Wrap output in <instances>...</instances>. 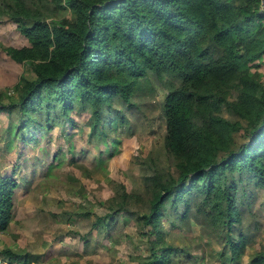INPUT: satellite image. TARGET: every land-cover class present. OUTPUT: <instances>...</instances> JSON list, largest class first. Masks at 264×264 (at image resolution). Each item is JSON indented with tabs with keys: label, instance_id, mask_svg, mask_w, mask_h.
I'll use <instances>...</instances> for the list:
<instances>
[{
	"label": "trees",
	"instance_id": "16d2710c",
	"mask_svg": "<svg viewBox=\"0 0 264 264\" xmlns=\"http://www.w3.org/2000/svg\"><path fill=\"white\" fill-rule=\"evenodd\" d=\"M4 18L28 41L0 42L10 60L27 66L13 86L16 97L6 101L0 89L13 143L38 144L58 125L71 141L79 128L73 113H88L82 130L109 143L108 131L129 128L127 110L141 108L154 82L166 88L164 146L174 169L145 173L144 197L120 185L93 228L133 217L149 242L139 264H174L190 251L167 239L165 221L172 228L194 222L220 239L219 264H243L259 228L245 217L264 185L261 0H0ZM16 185L0 169V231L12 222ZM248 256L246 264H264V247Z\"/></svg>",
	"mask_w": 264,
	"mask_h": 264
},
{
	"label": "rangeland",
	"instance_id": "374dc122",
	"mask_svg": "<svg viewBox=\"0 0 264 264\" xmlns=\"http://www.w3.org/2000/svg\"><path fill=\"white\" fill-rule=\"evenodd\" d=\"M0 42L20 46L28 41L13 22L4 18L0 20ZM26 68L25 64L10 60L0 47V89L12 92L4 100L16 97L13 86ZM154 84L156 91L148 94L140 109L127 110L129 128L115 125V131H108L109 143L104 144L82 130L88 113H73L79 128L70 133L71 141L63 137L58 125L38 144L24 145L18 139L13 147L4 130L7 119L0 114V151L14 149L12 154L4 152L7 157L2 159L1 167L8 173L15 167L17 175L12 225L0 237L3 248L29 254L23 261L44 264H139L147 257L149 242L145 234L137 231L133 217L117 219L106 230L94 229L92 223L108 210V199L120 185L128 191L141 192L144 197L145 173L174 169V159L164 146L161 101L166 88L159 82ZM222 111L231 116L225 107ZM10 119L17 121L18 113L13 112ZM54 134L57 139L52 137ZM18 152L24 154L20 160L16 157ZM54 153L58 155L55 161ZM131 205L146 209L142 202L132 201ZM245 218L252 224L256 220L259 228L254 229L258 239L248 248L243 264L248 261V254L264 247V185L256 189L253 214L248 212ZM165 229L171 243L190 251L179 252L180 258L174 264H219L220 239L203 231L200 224L192 222L172 228L165 221Z\"/></svg>",
	"mask_w": 264,
	"mask_h": 264
},
{
	"label": "crops",
	"instance_id": "0c3cea01",
	"mask_svg": "<svg viewBox=\"0 0 264 264\" xmlns=\"http://www.w3.org/2000/svg\"><path fill=\"white\" fill-rule=\"evenodd\" d=\"M3 115H5V117H6V119H7V124H6V128L4 129L5 130V133L8 135V137L10 138V143H11V146L13 145V147L15 146V144H13V141H12V136L10 135V133L8 132V117H7V115L6 114H3ZM24 143V142H23ZM33 143V142H32ZM30 144V143H29ZM33 144H35V143H33ZM24 145H26V144H24ZM28 147V146H27ZM29 148V147H28ZM14 150V149H13ZM13 150H11V151H9V150H5L4 149V151H0V169L2 170V171H5L6 170V168H3V167H1L2 165H1V162L3 161L2 159H6V157L7 156H5V153L4 152H7V153H9V154H12L11 152H13ZM20 153L21 152H18L17 153V156L16 157H18L19 155H20ZM19 159V158H18ZM20 160V159H19ZM11 162V161H10ZM9 173L10 174H12L13 175V177H16L17 175L15 174L16 173V168L15 167H13L11 170L9 169ZM42 177L44 176V175H41ZM11 225H12V222H11V224H10V226H9V228H11ZM9 228L7 229V230H4V231H0V237H1V235H2V233H4V232H7L8 230H9ZM3 247L1 246V240H0V256L1 255H3L4 253L2 252L4 249H6V248H10V247H6V248H3ZM11 249V248H10ZM12 250V249H11ZM14 253H16V254H19V255H23L24 257H22V258H20V259H13L12 260V258L9 256V255H3L4 257H8L10 260H11V262H12V264H35V263H38V262H40V261H37V260H32V261H30V263L29 262H26V261H23V259L25 258V257H27V256H29V254H27V253H24V254H21V253H18V251H14V250H12ZM42 263V262H41ZM44 264V263H43Z\"/></svg>",
	"mask_w": 264,
	"mask_h": 264
},
{
	"label": "built area",
	"instance_id": "2783aa9c",
	"mask_svg": "<svg viewBox=\"0 0 264 264\" xmlns=\"http://www.w3.org/2000/svg\"><path fill=\"white\" fill-rule=\"evenodd\" d=\"M261 10H264V0H261ZM8 93H12L10 90ZM0 264H12L11 260L8 257L0 256Z\"/></svg>",
	"mask_w": 264,
	"mask_h": 264
}]
</instances>
